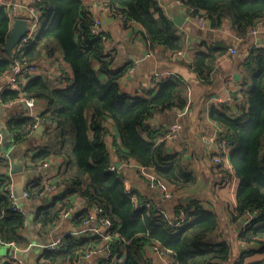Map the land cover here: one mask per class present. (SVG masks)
I'll list each match as a JSON object with an SVG mask.
<instances>
[{
    "label": "trees",
    "instance_id": "16d2710c",
    "mask_svg": "<svg viewBox=\"0 0 264 264\" xmlns=\"http://www.w3.org/2000/svg\"><path fill=\"white\" fill-rule=\"evenodd\" d=\"M191 15L204 12L213 27L231 16L239 33L264 17V0H181ZM40 6V20L34 39L21 53L9 54L3 48L11 31L8 10L0 6V45L4 56L0 58V76L11 73L13 67L35 64L51 69L53 64L68 63L72 77L65 85L42 73H25L26 81L19 78V89L5 87L0 91L3 103L19 100L22 95L37 98L43 104L39 119L30 115L12 114L7 128L15 142L27 140L37 123L45 131L31 156L32 167L42 166L51 158L61 159L57 171L55 191L51 201L39 207L34 223L41 226L54 224L63 213L70 211L77 197L85 198L91 205L102 208L101 214L112 221L111 244L123 259L116 262L102 260L101 264H154L146 255L147 246L157 244L161 251L172 256L171 264H229L232 260V243L222 236L217 212L193 203L185 209L187 218L180 225L171 223L172 215L164 216L156 208L146 207L137 192L129 191L122 173L114 164L107 143L113 124L120 141H115L117 154L133 158L140 165L150 168L157 177L177 191L195 182L191 173L177 176L171 165H163L157 158L158 146L154 139L163 133L153 128L148 120L157 112L183 109L187 105L185 94L189 81L181 75H171L158 82L157 90L143 95L124 93L120 88L123 68L113 67L111 55L106 52L105 32H93L95 19L90 5L84 0H33ZM104 6L114 10L128 25L130 21L141 24L149 47L162 45L171 53L184 47V38L177 32L174 22L158 5V0H104ZM227 45L210 44L199 50L192 66L204 84H211L217 58L225 53ZM98 65H97V64ZM242 72L250 85L235 93L234 103L242 115L230 112L231 103L212 106L209 114L223 129V136L231 146L229 171L239 180L236 192L237 205L231 213L234 220H243L253 213L241 227L240 239L251 247L244 254L264 251V47H254L242 63ZM242 97V98H241ZM10 160L0 159V168L6 169ZM232 170V171H231ZM6 172H0V242L15 240L26 242L21 232L26 226L24 211L13 209L14 198L6 185ZM35 184V183H34ZM27 186L31 197L45 191L40 184ZM137 193L139 202L133 201ZM178 212V211H177ZM88 215V207L73 215L79 224ZM98 236H79L68 232L57 249H43L42 264H66L81 257L91 245L101 242ZM5 264H16L8 261ZM250 264H264V259Z\"/></svg>",
    "mask_w": 264,
    "mask_h": 264
},
{
    "label": "crops",
    "instance_id": "0c3cea01",
    "mask_svg": "<svg viewBox=\"0 0 264 264\" xmlns=\"http://www.w3.org/2000/svg\"><path fill=\"white\" fill-rule=\"evenodd\" d=\"M84 1L90 5V13L94 19L100 20V30L108 36L106 52L111 55L113 67L124 69L120 80L122 92L131 95H143L151 89L157 90L158 88L154 86V73L160 70L171 71L173 75H181L189 81V89L185 94L187 105L183 109L174 108L157 112L148 120V123L153 128H158L163 132L157 134V138L154 139L156 146H158L157 158H163L161 161L163 165L173 166L180 178L186 173H191L195 182L177 191L174 190V198L168 199L151 185L150 179L147 175H143L140 169L123 165L118 169L123 175L126 187L139 193L143 200L155 201L158 206L164 208L171 215L176 214L182 207L194 206L193 203H198L206 209L217 212L221 219L220 231L223 233L222 236L230 241L233 247V261L230 260L229 264H234V260L242 259L243 253L248 246L251 247V244L244 245L240 240L242 220H234L231 217V213L237 205L236 192L239 180L226 170L223 171L224 169L219 167L213 158L218 150L217 138L220 135V124L211 119L209 111L212 106L220 107L222 104L231 103L230 112L233 115L240 116L243 114L241 108L233 105L234 103L241 105L239 100H235L234 95L250 85V81L245 80L242 72V63L252 48L264 47V26H257V32H253L251 25L247 32L239 33L233 26L232 17L226 16L218 26L213 27L211 21L208 20L207 26L201 27L182 1L158 0V5L172 19L177 32L184 38V47L175 53H171L162 45H155L151 50L145 37L144 27L133 21H130L128 25L124 24L105 9L104 0ZM16 2L15 17L10 16L11 28L14 20L24 18L28 14V7L33 4V0H16ZM259 19L264 20V17ZM256 21L254 24H259ZM210 44L227 45V50L217 58L213 82L204 84L198 78L192 62L195 54L199 50H205ZM230 47H235L236 52L230 51ZM46 61L49 65L51 64L52 72L62 69L67 74L66 80L72 77L68 63L60 61L53 64L55 62L50 58H46ZM41 70L44 69L41 68ZM10 78V73L0 76V91L9 84ZM19 78L23 82L26 81L24 75ZM60 81L63 82L61 79ZM64 82L66 84L67 81ZM42 111L43 104L41 101L34 108H30L26 103L18 100L7 103L0 101V125L4 123L6 133L11 134L7 128V121L12 114L30 115L37 118L40 117ZM176 122L180 124V128L170 136L168 129ZM109 129L107 143L116 166V163L120 161V154H117L114 142L120 141V134L112 123L109 124ZM43 134L36 136L35 130L27 140L22 141L26 142L25 147L16 149L15 145L22 142L14 141L13 146L3 150L10 160V170L8 166L4 170L0 169V172L8 174L9 181L13 182V186L15 183L26 189L27 184L32 182L35 183L34 185L40 184L45 187L44 180H48L50 177L58 178L57 171L61 163L60 158H51L47 165L38 167L30 165L31 156ZM0 135L3 138L2 143H4L5 135L1 130ZM15 157H22L23 160L22 170L17 175L11 171ZM223 164V167L228 171L231 169L226 161ZM150 170L147 169V173ZM169 187L173 189L171 185ZM60 188L49 191L45 187L43 193L27 198L35 206L32 208L33 220L31 225L25 226L21 232L26 242L17 243V249L10 245L13 247L11 254H6L0 249V264H4V257L7 255L16 256L23 264H42L40 258L43 244L61 239L66 233L77 231L80 228V223H75L73 215L78 210L87 208V200L82 197H77L70 212L66 214L64 212L54 224L41 226V224L34 223L37 209L48 204L55 191ZM190 197L192 198L190 199ZM36 202L39 204L37 205ZM21 209L26 211L27 206L23 205ZM146 255L152 258L154 264H171L174 261L172 256L163 257L151 252L148 248ZM244 255L241 264H250L264 259V251H255ZM101 261L102 255L100 253H92L88 257H80L66 264H101Z\"/></svg>",
    "mask_w": 264,
    "mask_h": 264
},
{
    "label": "built area",
    "instance_id": "2783aa9c",
    "mask_svg": "<svg viewBox=\"0 0 264 264\" xmlns=\"http://www.w3.org/2000/svg\"><path fill=\"white\" fill-rule=\"evenodd\" d=\"M16 5H17L16 0H0V6L5 7L8 10L11 17H15ZM105 9L114 15V12H115L114 10L110 9L108 6H105ZM116 17L118 19H120L121 21L124 20V17L120 16L119 14ZM194 17L196 18L198 24L201 27L207 26L209 19H208V16L204 12L197 13L194 15ZM24 18L27 20L28 31L25 33V35H23V37L20 39V41L16 44V46L14 47L13 53L23 52L25 50V48L27 47L29 41L34 39V37L37 33V30H38V26H39L40 6H37L35 4L30 5L28 7V14ZM256 22L259 24L252 25L251 30L253 32H257V29H256L257 26L258 27L264 26V20L263 19H258ZM99 26H100V20L95 19L92 31L98 32L100 29ZM103 39L106 40L107 37L104 35ZM150 49L152 50L153 47H150ZM229 49L232 52H236L235 47H230ZM3 56H4V52L2 51V48L0 45V58H2ZM40 72L44 75H47L49 78L53 79L54 81L58 80L59 85H65L64 81H66L67 74L62 69H60L59 71H53L52 72L51 69L50 70H46V69L41 70V68L38 65H35L33 63L32 64H26V65H22L20 63H17L13 67L12 72L10 73L11 78H10L9 84L6 87L19 89L20 88L19 77L21 75H24L25 73H40ZM171 75H173L171 71H161L160 70V71L155 72L154 73V86L157 87L158 82L161 79L168 78ZM60 79L63 80V82H61ZM18 101H20L22 103H26L30 108H34L39 104V100L37 98L28 97L25 95H22ZM37 118L39 119V117H37ZM38 125H39V123H37L33 126V131H35L38 128ZM179 128H180V124L178 122H176L169 127L168 133L170 134V136H172L173 134H175L179 130ZM221 132H223V129L220 126V133ZM2 141H3V138L0 135V159H7V154L1 149ZM217 145H218V150L215 153V156L213 157L214 160L217 163H221V162L223 163L224 161H226V163L228 165L229 156H230V152L232 149L231 146L229 145V142L227 141L226 138L219 135V137L217 138ZM119 156H120V161L122 162V165L140 169V172L143 175H147V177L150 179L151 185L156 187L159 190V192L165 198H168V199L174 198L175 192L173 191V189H171L165 182L160 180L153 170H150V168H147L145 166L140 165L138 162H136L131 157H127V156H124L122 154ZM47 164H48V162H45L43 165H47ZM229 166H230V164H229ZM3 168L4 167H1L0 169L3 170ZM111 168L114 169L117 167L115 166V164H113L111 166ZM147 169L150 170L148 173L146 171ZM9 170H10V164H9ZM56 181H57L56 177H50V179L44 180L46 189L49 191H52V190L58 188L55 184ZM31 185H33L32 182H29L27 184V186H31ZM59 187H62V185H59ZM6 189H7L9 196L14 198V200H15V204L13 206V209L16 211H21L22 210L21 207L16 202L17 196L15 194L12 181H8V183L6 185ZM127 189L129 191H132V189H130L129 187H127ZM24 194L26 197L31 196L28 188L25 189ZM132 198H133V201L135 203L139 202V197H138L137 193L133 194ZM143 204L146 207H152L153 205L156 204V202L153 200H145L144 199ZM86 205L88 207V215L85 216L84 219L81 221L80 228L77 231H74L73 233L77 234L79 236H98L99 238H101L102 241L98 242L95 245H91L90 247H88L85 251H83L80 254L81 257H88L92 253H100L102 255V260H104V261L116 262L118 260H122L123 258L121 256H119L114 251L112 244H111L112 232L110 230L112 227V221L109 218H107L101 214V212H102L101 207L96 206V205H91L88 201L86 202ZM156 209L161 214H163L164 216L170 215L164 208H161L160 206H158ZM253 217H254L253 213H247L245 215V217L243 218L242 223H241L242 229L247 224V222ZM186 218H187V214L185 212V209H180V210H178V212L176 214L172 215L171 223H173L174 225L180 226L185 222ZM240 240L243 242L244 245L247 244V242L245 240H242V239H240ZM7 243L9 245L13 246L15 249L18 248V244L15 240H11ZM61 243H62V238L48 242V243H45L42 245V247H43V249L53 250V249H57L61 245ZM152 246L155 250V253H157L158 255H161L163 257L168 255V253L161 251L157 244H154ZM8 261H12L16 264H23L21 262V260H19L14 255L13 256H8V255L5 256L4 257V264Z\"/></svg>",
    "mask_w": 264,
    "mask_h": 264
},
{
    "label": "rangeland",
    "instance_id": "374dc122",
    "mask_svg": "<svg viewBox=\"0 0 264 264\" xmlns=\"http://www.w3.org/2000/svg\"><path fill=\"white\" fill-rule=\"evenodd\" d=\"M0 130L4 133L5 135V138H4V143L1 144V149L2 150H6L8 149L9 146H13L14 145V140L13 138L8 134L6 133L5 129H4V123L0 125ZM26 142H22V143H18L15 145V148L16 149H20L22 146H26ZM21 161L19 164L15 165V166H12L11 168V171L14 172L15 175L19 174V171L18 168L19 166L22 168L23 167V160H22V157H20ZM22 170V169H21ZM17 178V176H16ZM14 191H15V194L17 195V198H16V202L19 204V206H23V205H26L27 206V209L25 212L26 214V226L29 227L31 225V222L33 220V215H32V208L35 206L33 203H31L30 200H28L27 198H30V197H26L24 192H25V188H23V186H19V184H15L14 183ZM49 193V192H47ZM46 197L48 198V195H46ZM38 199V198H37ZM37 205L39 204V202H36ZM0 249L6 253V254H11L13 252V247H11L8 243L6 242H0Z\"/></svg>",
    "mask_w": 264,
    "mask_h": 264
},
{
    "label": "water",
    "instance_id": "95a60500",
    "mask_svg": "<svg viewBox=\"0 0 264 264\" xmlns=\"http://www.w3.org/2000/svg\"><path fill=\"white\" fill-rule=\"evenodd\" d=\"M28 31V24H27V20L23 17L21 18H16L13 22L10 34L7 38V41L5 42L3 48L6 52H8L9 54H13L14 52V47L16 46V44L20 41V39L23 37V35H25V33ZM45 131V125L40 124L38 126V128L36 129V136H39L40 134L42 135ZM12 138L13 135L8 133ZM21 161L20 158L15 157L14 159V165L19 164ZM122 165V162L119 161L116 163V167L120 168ZM12 168V167H11ZM22 168L19 166L18 170H21ZM17 196V195H16ZM192 197H190L191 199ZM147 248L149 250H151V252H155L154 248L152 245H148Z\"/></svg>",
    "mask_w": 264,
    "mask_h": 264
}]
</instances>
